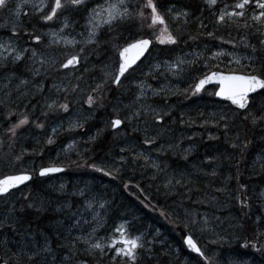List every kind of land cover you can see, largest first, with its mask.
<instances>
[{
  "label": "snow or ice",
  "instance_id": "1",
  "mask_svg": "<svg viewBox=\"0 0 264 264\" xmlns=\"http://www.w3.org/2000/svg\"><path fill=\"white\" fill-rule=\"evenodd\" d=\"M220 3L221 0H202L203 7L197 8L201 16H196L188 7L177 8L172 0H168V7L164 10H161V0H0V14L4 15L0 29L6 32V35L0 36V119L7 125L0 134V164L16 168L24 162L26 155H35V150L30 153L27 148H22L17 154L15 145L18 139L22 133L30 132L33 126L35 129L45 130L49 126L46 121L59 116L60 113L69 114L68 126L67 128H64L63 124L51 126V135H47L46 139L47 145L55 144V137L61 131L68 133L85 131V125L92 113L97 108H106V92L110 91L109 81L119 88L122 84L121 77H125V73L130 69L135 71L133 65L145 56V53H151L153 40L131 32V28L139 22V32H143L146 26L155 36V42L160 45L179 47L181 42L187 45L188 41H197L202 36H207L209 39H219L221 45L231 44V50L220 47L217 51H211L210 55L204 51H194L174 58L168 56L155 65H150L149 71L144 73L146 79L137 84L138 92L134 100L130 104L123 105L127 114L121 118L119 104L113 105L115 117L109 119L105 128L97 129L95 134L89 135L84 142L85 145L98 147L97 142L107 129H111L116 136L121 133L126 134V128L132 126L133 133H142L144 147L140 151L131 144L120 147V164L152 169V180L163 177L162 188L166 195L171 194L177 186L187 188L188 192H191L192 189L188 187L191 183L189 179L191 174L174 169L170 172V165L166 159L161 160L160 157L166 158L167 153H172L173 156H178L187 162L193 148H182L179 142L168 143L166 148L160 142L168 132L164 118L171 114L160 111L148 103L149 92L152 97L163 96L165 100L169 95H183L188 99L208 91L206 85L213 84L216 87L208 94L229 101L231 115L221 113L217 118L214 114L212 127L222 126L229 147L239 154V158L234 163L235 177L230 174L226 179L236 180L238 190L235 199L241 209H250L251 197L248 195V185L241 183L244 175L241 169L247 168L250 179L264 178V148H261L249 163L250 149L255 137L250 138L247 135L248 132L259 131V138L264 141V0H236L235 3H223L219 6ZM146 10L150 12L146 14ZM205 11L210 12L214 17V26L217 30L220 26H232L237 33L243 31L244 34L240 36L239 41L235 38L226 40L217 37L215 31H209L208 24L201 18ZM169 17L176 25L175 29L170 26ZM80 20L83 21L82 25ZM57 22L59 27H54ZM192 22L198 25L197 33L189 34L185 40L182 26ZM78 25L82 29L79 33L71 35L66 32L69 28L75 32ZM125 29L128 30L127 35ZM45 37H47L46 43ZM240 46L245 49L242 54L236 51ZM61 47L63 51L57 54V50ZM205 48L207 49V44ZM70 49L73 51L69 52ZM108 49L118 55L119 69L115 74L105 72L103 77L94 82V85H87V99L84 103L91 110L88 115L81 113L72 119L70 113L72 98L84 92L83 74L75 77V83L53 81L49 92L54 90L56 97H44V89L50 76H59L63 70L75 73L89 55L95 53L99 56L101 51ZM174 50L172 47L167 49L169 53ZM222 57L229 58L224 65L226 72L221 70ZM200 65H203V68ZM205 69L207 71H204ZM88 71V68L84 69L85 73ZM194 72L203 74L193 77ZM186 76L193 78L189 81L185 79ZM161 77L166 83H161L158 88L146 82L147 79L160 80ZM170 77L173 81L182 82L187 86L174 87L169 81ZM61 94H63V102H61ZM37 96L44 97L42 103L39 100L33 103ZM38 107L39 116L35 115ZM13 117H15L14 123ZM237 117L240 118V124L243 126V134L237 131L232 136L231 129L236 124ZM208 123V120H204L200 126L205 127ZM208 139L218 140L219 137L210 135ZM77 144L78 141L72 139L61 151L69 153L76 150ZM5 146L7 151H4ZM150 149L156 152V158H153ZM92 150L85 148V151ZM76 154L83 155L79 151ZM57 155L59 156L60 153ZM215 159V157H205L204 163L211 164ZM72 163L76 167L83 166L77 161ZM85 163L87 164V161ZM87 166L112 179H116L114 173L120 171L119 168L109 170L98 166L95 162ZM62 171H65L62 167H41L39 176L46 177L50 173ZM210 175L216 176L217 169L213 168ZM32 179L33 175L26 171L0 178V235L10 233L13 237L20 238L15 248L8 247L7 238L0 242L4 245L0 264H75L76 257L81 251L98 260L99 264H104L105 258L108 259L109 264H164L161 257L170 255L168 252L158 253L155 249L159 230L156 235L151 236V239H149L151 233L148 232L132 235L130 229L135 225L133 221L127 219L113 230L110 237L98 238V229L103 226L101 223L103 214L111 209V203L101 194L86 196L84 190L73 194L84 198V203L77 206L75 211L73 205L67 203L57 207V212L67 210L70 223L64 229L67 232V235H64L62 231L64 226L60 222L61 226L57 228L59 235L54 244L48 235L33 232L31 221L25 220L29 210L41 212L48 208L44 201L34 197L31 192L25 194L20 187L21 185L27 187L26 182ZM261 182L264 183V180ZM63 188L64 186L61 185V190ZM124 188L128 190L129 185L125 184ZM226 190V188L216 189L218 192ZM255 195L264 203V189ZM147 199L145 196L144 200ZM144 207H150V210L156 209V205H150V202L144 203ZM89 215L91 219L88 218ZM160 215L175 227H182L188 233L184 237V243L190 253L189 264H235V261L227 258L220 251L198 246V241L193 238V234L197 231L202 234L211 233L209 244L221 248L224 246V234L217 231L220 225L212 223L207 215L200 216L185 211L183 217L174 218L163 209H160ZM215 220L220 221V217H215ZM222 223L220 221V224ZM254 223L253 239L245 238L241 247H251L259 252L264 250V243L261 242L264 238V217L258 216ZM243 225L242 220L239 226L243 227ZM74 233L78 234L74 235ZM192 253L195 255L192 256Z\"/></svg>",
  "mask_w": 264,
  "mask_h": 264
},
{
  "label": "bare ground",
  "instance_id": "2",
  "mask_svg": "<svg viewBox=\"0 0 264 264\" xmlns=\"http://www.w3.org/2000/svg\"><path fill=\"white\" fill-rule=\"evenodd\" d=\"M163 2V10L166 9L168 7V0H161ZM188 1H194V0H172V2L175 3L177 8H182V7H186V3ZM202 3V0H200ZM150 12V10H148V13ZM196 16H199L198 12L197 14H195ZM208 16V18L211 20L212 14H206ZM3 14H0V17H2ZM3 18H0V23H3ZM204 21L205 18L204 16L201 17ZM195 18H193L194 20ZM212 21V20H211ZM196 22L190 23L188 26L189 29L190 28H194L193 26L190 25H195ZM197 24V23H196ZM209 24H211V22H209ZM136 27H133V30H135ZM132 30V29H131ZM127 34V31H125V35ZM6 35V32L4 29H0V36H4ZM153 40V44L155 42V36L153 35L152 37ZM21 43H23V41H21ZM156 43V42H155ZM158 45V43H156ZM153 46V45H152ZM151 46V48H152ZM208 46V45H207ZM227 47H224V49ZM200 50H206L205 48V44L202 45L201 47H199ZM199 49H175L173 52L169 53V56L171 57H176L180 54V52L186 51L188 53L191 52H199ZM218 50V49H217ZM108 56L103 55L101 57V59H98V61L94 60V59H89L86 61H82V66L81 68L76 71L75 73L71 74V77L68 78V80L63 79L60 76H56V75H52L49 77V79L47 80L46 84L51 85L53 83L54 78L60 80L59 82L63 81L64 83H68L69 81H71L72 83H75V77L76 76H80L81 74L84 75V81L82 82V87L84 88V92L74 96L72 98V104H71V108H70V113L75 109V104H80L82 103V106H84L85 108L88 109V106L86 103H84V101H86L87 99V85L89 84H93L96 80H99L101 77H103V73L104 71H102V67H100L102 64L99 63L100 60L101 61H105L107 59ZM149 57V56H148ZM145 59L143 61V65H144V71L145 73L149 71V67L151 65V61H149L151 58ZM168 56H163L162 60H164L165 58H167ZM161 58V57H160ZM160 58H155V59H160ZM115 63L114 65H116V69L119 66V58L114 59ZM88 62L91 65H88ZM138 61L136 62L135 65H133V68H135V71H132L131 69L129 70L128 74L125 77H121L122 80V84L119 88H116L115 85H112L110 88V91L106 92V96H107V100L105 101L106 104V108H97L95 112L92 113V115L89 117L86 125H85V131L81 132V131H77V132H73V133H68V132H64L61 131L59 133V135H57L55 137L56 143L53 145H47L46 143V139H47V135H51V126H56V125H60L63 124L64 128H67L65 125V119L69 116V114H64V113H60L59 116L53 117L51 119H49L48 121H46V124L49 125L48 127L45 128V130H39V129H35V127L33 126L31 128L32 131H37L39 134L37 137L39 138H33L32 135H28L27 136V132L22 133V135L20 136V138L18 139L15 148L17 149H21V147H29V152L31 153L33 150H35L36 154L32 155L30 154L31 158L28 159H24V162L20 165H18L16 168H11L14 169V171L12 173H3L0 175V178H2L5 175H13V174H19L22 171H26L29 174L33 175V179L30 181L26 182L27 187H25V185H21L20 187L24 190V193L27 194L29 192H31L33 194V196H37L39 199H50L52 197L55 198H62L65 201L68 200V202L70 201L71 204L74 206L77 204V202L81 203L82 201H84V198L79 196L78 194L73 195L74 193H79L80 190H84L86 193V196L90 195L91 191L88 193V191L86 190L87 187V169H91L87 166V164H90L92 162H95L97 165H102L101 163H108V165H112L114 164V168L115 165H118V168L120 169L119 173H114L116 175V180L115 182H105L104 184L106 187L105 189H103L101 192L99 191V193L103 196V198L107 201H109L111 203V205L116 204L118 207H120L122 216L124 219H127L129 221H133L135 227L134 229L138 228V224L139 226L144 224L145 222L144 220L146 219H153L154 217H158L160 215V209H164V207L162 208L160 206L159 203L160 200H162L166 194L165 190L162 188V184L160 185H156L154 188V184H147L146 180H144L142 182V185L145 186L146 184V193L143 194L140 197V200L143 201V203H149L150 205H156V209L155 210H148L146 208H141L139 203L137 201H135L133 198L129 197V196H125V188L124 185L128 184L129 188L131 190H135V189H139L141 187V180L143 178H145V176L143 175V173L141 172V169L138 168V166H132V165H126V166H122L119 162V149L122 146H127V145H135L136 146V150L138 148V145L141 146L140 148L144 147L140 142L142 141L141 138L142 136L140 135V133H133L131 128H126V134L121 133L120 135L114 136L112 133L111 129H107V131L105 132L104 136H102L100 138V140L97 142V144L99 145L97 146H93V145H85V141L88 139L89 135H93L96 133L97 129H103L105 128L106 123L109 121L110 118H114L115 117V113L113 111V105H117L118 101H122V103H129L133 98H134V92L136 93L137 91L135 90V86L133 85L134 81L132 80H138ZM201 68H203V65H200ZM88 68L89 71L88 72H84V69ZM204 71H207L206 69ZM118 72V70L114 71V74ZM203 73H193V77L197 76V75H202ZM131 78L130 82H127L129 80H127L129 77ZM193 77H185V79L191 81ZM144 79V73H143V77ZM127 80V81H126ZM151 82H153L154 85L156 86H160L161 83H166V81H160V80H154V79H148ZM169 81L172 82L173 86H179L181 88L186 87L184 83L182 82H176L173 81L172 78H169ZM110 82V81H109ZM158 84V85H157ZM206 88L208 89V91L202 92L199 96H195V97H190L188 99H186L183 95H169L167 97V99L165 100V98L163 96H158V97H151L149 99V101L155 105L156 107H158L157 109L160 111H166L169 112L171 115L170 116H166L164 118V123H165V127L168 129L167 132V136L169 138V142L172 143H177L182 137L181 143L183 144H190L192 143V146H195L196 143H198V149L196 150L197 155H191V158L185 162L183 160H181L178 156H173L172 153H168V157L167 159L169 161H171L174 166L178 169H181L180 171H185V172H190V168L194 167L195 169H201L203 171H206V173H209L208 175H210L211 171L213 168H216L217 166H221V165H225L227 166V176H229L230 174L235 177L236 175V168L234 166V163L231 160L232 157H229L228 160H225V158L222 156L223 152H219L216 151L214 152L211 157H215V161L213 163H211L212 165H208V166H203L200 165V162L196 161L202 158L201 152H203L205 145L208 144V141H203L202 140V135L204 134V132L206 130H210L214 129L215 127H212L211 123H208L207 126L205 127H201L200 125L203 123L204 120H213L211 119L212 116H210L209 114V109L213 106L216 109L222 107L224 109V113H229V115H231L230 113V108L226 105L227 101L226 100H222L218 97H214V96H210L208 94V92H210V88L209 85H206ZM124 90V91H123ZM51 94L49 91L45 94L44 91V97H46V95ZM53 95H56V93L52 92ZM184 98H181V97ZM44 97L41 96H37L36 100L33 101V103H36L37 100H39L41 103L43 102ZM63 94H61V102H63L62 100ZM182 100H185L182 102ZM120 116L121 118H123L127 112L126 110L123 109V107L120 106ZM23 110V109H22ZM89 112L91 111L90 109H88ZM203 114V115H201ZM208 114V115H207ZM35 115L39 116L40 115V108H37V111L35 113ZM78 116L80 115V113L77 114ZM84 115H88L87 113H84ZM220 115V112H217L215 114V116L218 118V116ZM207 116V117H206ZM62 118V119H61ZM206 118V119H204ZM237 124H240V118L237 117ZM12 122H15V117L12 118ZM5 127H7V125L5 124V122L0 119V134H2L4 132ZM184 129H191L194 130V133H197V140L194 139H189V137H185L183 135V130ZM221 128H217V130H220ZM41 132V133H40ZM212 132L213 131H209ZM77 134V135H76ZM34 135V134H33ZM73 135H76L80 137V141H79V145L77 146L76 150L71 151L69 154L64 155V154H60L59 156L57 155L58 153L61 152V150L63 149V147L67 144V142L69 140H71L73 137ZM35 136V135H34ZM216 136V134H215ZM253 136L256 138H258L260 136L259 131L253 132ZM24 137H27L24 138ZM34 140V141H33ZM141 140V141H140ZM164 140V137H162L161 141ZM257 140V139H256ZM254 141L253 145L255 147H262L264 148V141L258 140ZM160 141V142H161ZM214 141V140H213ZM218 147H222L223 149H225L226 147V143L223 144L219 139H218V143L217 145ZM5 148H7L5 146ZM4 148V149H5ZM85 148H92V151H85ZM41 150H42V154H41ZM19 151V150H18ZM77 151L83 153L82 156H77ZM93 154L94 156L91 157L88 155ZM238 154V152H237ZM239 155V154H238ZM64 156V157H63ZM194 159V160H193ZM45 160V162H44ZM72 161H77L78 163L82 164V167H76L75 164L72 163ZM85 161H87V164L85 163ZM32 162L31 164H33L32 167H27L25 164ZM216 162V163H215ZM215 164H220V165H215ZM2 166H4L3 164H1ZM189 165H192L191 167ZM200 165V166H199ZM49 166H54V167H62L65 169V171L62 172H58V173H50L48 176L46 177H40L39 176V170L41 167H49ZM189 166V167H187ZM112 168V167H111ZM112 168V170L114 169ZM211 169V170H210ZM217 169V168H216ZM143 170V169H142ZM196 172L195 174H192L193 176L195 175V177H201L202 172ZM218 170V169H217ZM244 172L243 177L241 178V183H245L248 185V195L251 197V204H254L255 199H254V195L250 194V192L254 193L255 190H257L258 188H260L261 186L264 185V183H262V185L256 184V181L253 180V177L250 179L249 178V173L246 167H242L241 169ZM231 171V172H230ZM141 172V173H140ZM200 173V174H199ZM230 173V174H229ZM206 175V178L209 179L207 180V184L208 182H216L217 183V187L216 188H226V191H222V192H218L217 194L222 197V199L226 202H228L230 205H232L231 210H233L235 213L241 215L240 212V207L237 206L236 207V203L237 205L239 204L237 202V200L235 199L236 196V192L238 190V185L235 179L232 180H227V176H225L223 174V177L220 176V173H218L217 171V175L216 176H208ZM53 177H57L58 179L53 180ZM209 177V178H208ZM205 178V179H206ZM51 180H53V182H51ZM264 180V178H261V181ZM56 181V182H55ZM35 183V188L31 187L30 183ZM64 182V188L63 190H61V187H55L54 185H62ZM103 183V182H102ZM113 183V184H112ZM193 188L191 192L187 191H178L175 192L172 199L175 201V203L180 204L181 200L180 198H178L179 196H181L182 198L185 197H190L191 199L186 203V210L187 211H193L196 208V203L194 204L193 201L197 198H199L201 192H203V194L206 193H213V189H206L205 187H203V185L201 184L200 180H195V178H193L191 180V183ZM138 185V187H137ZM158 186L159 190H158ZM212 187V184H211ZM214 187V186H213ZM212 187V188H213ZM61 190V191H59ZM90 190V189H88ZM60 192V193H59ZM205 195L206 197L209 195ZM147 197V200H144V197ZM256 196V195H255ZM257 198V196H256ZM211 200V196L206 198V202ZM198 203H203V202H198ZM162 206H164L163 204H161ZM182 205V203H181ZM183 209V208H182ZM56 213L55 211H53V209L51 208L50 205H48V208L46 211H41V212H36L35 210H29L28 213H31V216L29 217L28 221H31V226H32V230L33 232H40V233H44L46 235H48L50 238H52L53 243L55 244L57 242V238H58V232H57V228H59L61 226L60 222L63 223L64 228L62 229L63 234L66 232L67 225L70 223V220L68 219L66 213L64 211H60L58 213H56L54 215V213ZM113 212V211H112ZM120 212V210H119ZM179 212V210H178ZM116 213V211L114 212V214ZM118 214V212H117ZM246 217H250V219H255L257 218V215H259V210L258 209H250L246 212ZM51 217L50 219L45 218L46 216ZM39 224V225H38ZM143 225V226H144ZM244 227V225H243ZM242 227V228H243ZM181 229H183L182 227H180ZM254 228V227H253ZM5 236L9 237V239H13V240H19V237H13L10 233H5ZM253 235H254V231H253ZM62 238V237H61ZM261 242L264 243V238L261 239ZM157 247H159V245H156ZM162 246V245H161ZM13 248V247H12ZM178 248L181 252L183 253H189V250L186 246V244L184 243V240L182 242H178ZM228 249H230V247H228ZM4 251V246L0 245V252L3 253ZM192 256L195 255L194 253L191 254ZM257 261H262V263L264 264V250L259 251V254L256 256Z\"/></svg>",
  "mask_w": 264,
  "mask_h": 264
},
{
  "label": "rangeland",
  "instance_id": "3",
  "mask_svg": "<svg viewBox=\"0 0 264 264\" xmlns=\"http://www.w3.org/2000/svg\"><path fill=\"white\" fill-rule=\"evenodd\" d=\"M2 17H0V18H2ZM3 21H4V18H3ZM82 24H83V21L80 20V25H82ZM54 27H59V22L54 24ZM81 30H82L81 27L78 25L75 28V32H72L71 28L66 30V32L67 33H71V35H75L76 33H79ZM44 31H47V29H44ZM77 38H79V37H77ZM45 41L47 42V37H45ZM225 49L226 50H231L229 48H225ZM41 50L42 51L44 50L42 45H41ZM158 50H159V46H156L154 51H152L150 56L148 57V58H151L149 60V61H151V65H155L156 63L162 61V58H160L159 56H156V53H157ZM71 51H73V50H71ZM75 51H78V49H75ZM199 51H203V50L199 49ZM211 51H217V49L216 48H210L209 50H207V49L204 50V52H206L207 55H210ZM236 51L238 53H241V54L243 53L242 51H239V50H236ZM185 53H188V52L183 51V52H180L179 55H183ZM155 58H160V59H155ZM189 58H191V57H189ZM228 59H229L228 57H222L221 58V60H223L224 62H228ZM99 63L102 64L100 67H102L104 73L105 72H111V73L114 74V71L116 70V65H114L115 60L113 58L109 57L105 61H101L100 60ZM143 69H144V65H143V62H142L140 64V68L137 71L138 72V80H136V79L132 80V81H134L133 85L135 86V90L137 92H138L137 84L140 81L145 80L144 78H139L141 76L143 77V73H145V71ZM65 72H67V75H65ZM104 73H103V75H104ZM71 74H72V72L70 70H63L60 73L59 76L62 77L63 79L68 80V78L71 77ZM131 78L132 77L130 76L127 79L129 81H127V80L126 81L130 82ZM54 80H55V82L60 83L59 82L60 80L55 79V78H54ZM162 80H163V78L161 77L160 81H162ZM146 82L150 83L153 87H157V88L159 87L158 84H157L158 86H156V85L153 84V82H151L148 79L146 80ZM51 85H48V86L45 87V89H44L45 94L49 91V89L51 88ZM52 92L55 93L54 90ZM52 92H50L51 94L46 95V97L51 96L52 98H55L56 95H53ZM136 93L134 92L135 95H136ZM135 95H134V98H135ZM149 96H150V98L152 97L150 92H149ZM134 98L128 104H130L134 100ZM148 103L152 104L149 100H148ZM118 104H119V106L123 107V105H125L127 103L123 104L122 101H118ZM152 106L155 107V108H158V107H156L153 104H152ZM74 108L75 109L71 112V118L72 119H75L78 116L77 115L78 113H80V115H81V113H83V114L84 113H87V114L89 113V110L87 108H85L84 106H82V103L75 104ZM217 112H220V114L224 113V109L222 107L216 109L213 106L209 109V114H210V116H212L211 119H213V115L216 114ZM68 119H69V116L65 119L66 121L64 122L66 127L68 126ZM204 119H206V118H204ZM212 122H213V120L209 121V123H211V124H212ZM237 123L238 122L236 120V124L231 129V135L232 136H234L237 131H241V126L238 125ZM128 127L131 128L132 126H128ZM220 128H221L220 129L221 131L217 130L216 127L214 129L210 128V130H206L204 132V134L202 135V137H201L202 140L203 141H208V144L205 145L203 152H201L202 158L199 159V160H196V161L200 162V165H203L205 167L208 166V165H212V164L204 163V160H205V157H211V155L214 152H216V151H219L221 153L223 152L222 156L225 158V160H228L229 157L238 158V155L229 147V142H226L222 126ZM209 131H213V133L209 132ZM38 134L39 133L37 131H32V130L30 132H27V136L28 135L29 136L32 135L33 138H35V137L39 138V137H37ZM196 134L197 133H194V130H191V129H184L183 130V135L185 137H191V139H194V140H197L196 139L197 138ZM215 134H216V136L219 137V140L223 144L226 143L225 149H223L222 147L216 146L217 143H218V140H214L213 141V140H209L208 139V137L210 135H214L215 136ZM76 135H73V137H75V138H72V139H75L76 141H78V144H77V146H78L79 145V141H80V137L79 136L76 137ZM140 135L142 136L141 140H143L142 133H140ZM163 137H164V140H162L161 143H163L164 146L167 148L168 143H172V142H169V138H168L167 135H165ZM194 137H196V138H194ZM24 138L27 139V137H24ZM182 138L178 141L181 144V147L182 148L192 147L193 148L192 155H194V154L197 155L196 150L199 147L198 143H196L195 146H192V143L183 144V143H181ZM256 139L260 140L259 137L256 138ZM71 140H69L67 142V144ZM140 143L142 144V141ZM77 146H76V148H77ZM140 147L141 146L138 145L137 151H140L143 148V147L142 148H140ZM23 148H25V147H23ZM261 148L262 147L259 148V147H255L254 146V148H252L250 150V154H249V158H248V162L249 163H251L252 158L256 155L257 152H259L261 150ZM150 151H151V154H152L153 158H156V155H157L156 152L154 150H151V149H150ZM69 153H63L62 151L60 152V154H64V155H67ZM167 157H168V153L166 154V158L165 157H160V159L161 160H165L166 159V162L170 165V172L173 169L177 170V171H180L181 169L176 168L174 166V164L167 159ZM190 158H191V156L189 157V159ZM31 163L32 162H29V163H26L25 165L27 167H32L33 164H31ZM101 164L102 165H98V166H102V167L108 168L109 170H112V168H114L113 167L114 164H112V165H108V163L107 164L106 163H104V164L101 163ZM215 165H220V164H215ZM189 166L191 167L192 165H189ZM189 166H187V167H189ZM115 167L118 168V165H115ZM138 168L141 169V172L143 173L145 178H147L146 183L148 185L149 184H154V188H155L156 185L163 184V182H164L163 177H161L160 179H157V180H152L151 179L152 172H153L152 169H150V168L149 169H144V168H141L139 166H138ZM216 168L218 169L217 171H218V173H220L221 177H223V174L225 176H227V170H228L227 166L221 165V166H217ZM200 170L201 169H195L194 167H191L190 168V172H186V173H190L191 174L189 176L190 180H192L193 178H195V180H200L201 184L203 185V187H205L206 189H210V190L213 189L212 190L213 193H211V194H209V193L203 194V192H201L199 198H197V199H195L193 201L194 204L196 203L195 204L196 208L193 211H191V212L197 213L200 216L207 215L209 217L210 221H212V223L219 224L220 227L217 228V231H221L224 234L225 242H224V246L222 248L219 247V246H216V245L209 244L208 241H209L210 238H212V234L211 233L202 234V233H200L198 231L193 234L194 238L198 239L201 247H205L206 246L207 248L213 249L214 251H220V252L224 253L227 258L235 261V264H263L262 261H257L256 255L254 254V251H252L250 247L242 248L241 247L242 244L237 242L238 239L241 238V232H240V228L241 227L239 228V224H240L241 219H242L243 216H241V215L235 213L233 210H231L232 205H230L228 202L224 201L222 199V197H220L217 194V191H216L217 188L216 187L218 185H217L216 182L212 181V182H208V184H207V180H209V179L206 178V175H205L206 171L201 170V172H202L201 177H203V178L195 177L196 172H200ZM192 174H195V175L193 176ZM86 176H87V179H89V180H87L86 190L88 191V193L91 191L90 195H88L89 197L92 196V195L100 194L99 193L100 190L102 191L103 189L108 187V184H107V186H105L104 181L107 182L109 179H111L108 182H115V180H116V179H112L111 177H108V176H106V178H104V179H101V177L104 176L103 173L102 172H96L93 169H87ZM208 176L210 177L212 175H208ZM56 179H58V178L57 177H53V180H56ZM53 180H51V182H53ZM211 184H212V187L214 186L213 188L211 187ZM62 185H64V182H63ZM54 186L55 187H61V185H54ZM188 187H190L191 189L193 188L192 184H189ZM88 189H90V190H88ZM261 189H264V185L261 186L260 188H258L257 190H255L254 193L250 192V194L254 195V199H255V202H254V204H251V207L253 209H258L259 210V215H257V217L258 216L264 217V203H262V201L258 197L256 198V196H255V193H258ZM59 191H61V190H59ZM178 191H182V192L183 191H187V188H181V187L177 186V188L175 190H173V192L171 194H167L162 200L159 201V203H157V204H160V206L162 208L164 207L163 210L168 212L169 214H171L174 218L176 216L183 217L184 212L187 211L186 208H185L186 207V203L191 199L190 197L182 198L181 196H179L178 198L183 200V201H181L182 205H181V203L180 204L175 203V201L172 199V197H173L174 193L178 192ZM138 194L140 196L143 195L140 190H138ZM163 194H165V193H163ZM207 194H209L207 197L211 196V200L206 202V198L207 197L205 195H207ZM34 197H37V196H34ZM138 199H140V198H138ZM39 200H42L47 205H50L51 208L53 209V211H55L56 213H58L56 211L57 207L62 206L64 204H66V203L67 204H71V202L70 201L68 202V200L65 201L62 198H55V197H52L50 199H42V198H40ZM198 202H203V203H198ZM83 203H84V201H82L81 203L77 202V204L73 206V211L76 210L77 206L82 205ZM138 203H139L141 208L144 207V203H141V202H138ZM161 204H163L164 206H162ZM237 206H239V204L237 205V203H236V207ZM146 209L149 210L150 207L146 208ZM119 210H120V212H119ZM121 210L122 209L120 207H118L116 204H114V205H111V209L106 214H103V220L101 222L103 224V226L98 229V238L99 237H110L113 234V230L119 224H121L123 222L124 218L122 216ZM178 210H179V212H178ZM101 211L103 212V210H101ZM115 211H116V213L114 214ZM64 212L66 213L67 210L65 209ZM117 212H118V214H117ZM240 212L242 213V210H240ZM215 217H220V221H222L223 223L220 224V221H216ZM88 218L91 219V216L89 215ZM144 222H145V225L142 224V225L139 226V224H138V228L137 229H134V228L130 229L131 234L132 235H136L139 232H148V233H151V235L149 236V239H151V236L156 235L157 230H159V235L157 236L156 241H155V246L159 245L158 253H164V252L170 253V255L161 257V259L164 261V264H189L188 257H189L190 254H188V253L185 254V253L181 252L179 250V248H178V240H179V235H180V229L179 228L175 227L169 220L165 219V217H163L161 215H159L158 217H154L153 219H146V220H144ZM254 222H255V219L251 218V224H252V226L255 229V223ZM89 231H90V229H89ZM75 234H78V233H74V235ZM64 235H67V232H65ZM5 238H7V240L9 241L8 247H11V248L12 247L13 248L16 247V244H17L18 240H13V239L11 240V239H9V237H7L5 235H0V242L4 241ZM229 240H230V244H229ZM0 245L4 246L2 243H0ZM228 247H230V249H228ZM2 254L3 253L0 252V255H2ZM109 255H111V254H109ZM80 256H82L83 258L80 259ZM89 257H91V256H88V255L84 254L83 251H81L80 255H78L76 257L75 264H81V262H83V264H89L86 260H83V259H88ZM91 259H92V263L99 264L98 260L93 259L92 257H91ZM106 261H108L107 258H105L104 263Z\"/></svg>",
  "mask_w": 264,
  "mask_h": 264
},
{
  "label": "trees",
  "instance_id": "4",
  "mask_svg": "<svg viewBox=\"0 0 264 264\" xmlns=\"http://www.w3.org/2000/svg\"><path fill=\"white\" fill-rule=\"evenodd\" d=\"M235 2H236V0H221V3H220L219 6H222L223 3L232 4V3H235ZM185 5H186V7H188L189 11L194 12L195 14H197V12H198L199 16H201L200 12L197 11V8L198 7H203V4L201 3L200 0L188 1ZM160 6H161V10H163V2L162 1H161ZM146 14H148V10H146ZM206 14H210V12H208V11H205L204 12V14H203V16L205 18V21L204 22L208 24V30L209 31H215V34H216L217 37H223L226 40L227 39L235 38L236 41H239L240 36L244 34L243 31H241L240 33H237V31L235 30V28L232 27V26H229V27L220 26L219 29L217 30L216 27L214 26V17L213 16L211 17V20H212L211 21ZM149 22H150V20H149ZM209 22H211V24H209ZM169 24H170V26L173 29H175L176 25L171 21V18L170 17H169ZM188 25H186V26H188ZM186 26H182L183 34H184L183 38L185 40L188 38V35L189 34L196 35L198 25L196 23H195V25H190V26H193L194 27V28H190V29L188 27H186ZM135 27H136L135 30H133V28H131L132 29L131 30L132 33L138 34V36H149V37H153V34H152L151 30L147 29L146 26H145L143 32H139V29H140L139 22L136 23V26ZM125 31H127V34H128V30L125 29ZM252 39H253V42H255V38L253 37ZM204 44H207L208 45L207 48L208 47H213V48H216V49L219 50L220 47H223V48L224 47H227V48L231 49V44H223V45H221L219 39H209L207 36H202L197 41H188V44L187 45H185L183 42H181V44L179 45V47H176V46H170V47H172L174 49H179V48L184 49L185 48V49L190 50V49H199V47H201ZM156 46H157V44L154 42V44H153V46L151 48V51H154V49H155ZM159 46L160 47H159V51H157L158 52V55L157 56H159L160 54H162L161 55L162 57L163 56H169V52L167 51L168 45H159ZM237 50L242 51V52L245 51V49L242 46L238 47ZM103 55L108 56L107 58H109V57H113L114 59L116 58V55L111 52V49H108L107 51H101L99 56H97L95 53L89 55L87 60L89 61V59H94V60L98 61V59H101V57ZM82 64H81V66H82ZM225 64L226 63L221 64V69L222 70H227V69L224 68V65ZM88 65H91V64L88 62ZM81 66H80V68H81ZM185 86H187V85H185ZM181 98H184V97L182 96ZM183 101H185V100H182V102ZM185 102H183V103H185ZM247 135L250 138H252L253 132H248ZM4 151H7V148H5ZM15 151H16L17 154H19V152L21 151V149L15 148ZM233 151H235V150H233ZM89 156L93 157L94 155L93 154H90V155H88V157ZM28 158H31V156L30 155H26L24 157V159H28ZM44 162H45V160H44ZM11 168L12 167H6V166H2L0 164V175L3 174V173H12L14 171V169H11ZM261 178L262 177H253V180L256 181V184H262ZM146 179L147 178H143L141 180V187L138 189V190H140L142 192V194H145V192H146V185L147 184L145 186L142 185V182L144 180H146ZM31 187L35 188L36 187L35 186V183L32 182L31 183ZM124 194H125V196H129V197L133 198L137 202H141V200L138 199L141 196L136 192V189L135 190L128 189V190L125 191ZM239 207H240V204H239ZM240 209H241V207H240ZM241 210L242 211H246V208L245 209H241ZM55 214L56 213H54V215ZM30 216H31V213H28L27 212L26 213V216H25L26 222L29 220V217ZM45 218L50 219L51 217H49L47 215ZM179 229L181 230L180 227H179ZM242 229H243V235H244V237L241 238L239 241L245 242V238H248L249 240H252L253 239V231H254V228L252 227V225L247 221V222L244 223V227ZM181 233H183V230L181 231ZM155 249H156L157 252L159 251V249H158L157 246H155ZM251 250H253V249L251 248ZM254 252L257 255L259 254V252H257V251H254ZM80 258H83V257L80 256ZM88 262H89V264H93L92 261H88Z\"/></svg>",
  "mask_w": 264,
  "mask_h": 264
},
{
  "label": "water",
  "instance_id": "5",
  "mask_svg": "<svg viewBox=\"0 0 264 264\" xmlns=\"http://www.w3.org/2000/svg\"><path fill=\"white\" fill-rule=\"evenodd\" d=\"M118 69H119V67H118ZM3 178V177H2ZM187 246V245H186Z\"/></svg>",
  "mask_w": 264,
  "mask_h": 264
}]
</instances>
